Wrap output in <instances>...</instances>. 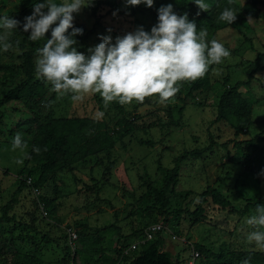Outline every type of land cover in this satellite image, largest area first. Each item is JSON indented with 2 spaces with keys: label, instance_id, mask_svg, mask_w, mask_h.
Segmentation results:
<instances>
[{
  "label": "rangeland",
  "instance_id": "rangeland-1",
  "mask_svg": "<svg viewBox=\"0 0 264 264\" xmlns=\"http://www.w3.org/2000/svg\"><path fill=\"white\" fill-rule=\"evenodd\" d=\"M190 1L154 0L149 7L143 3L126 5L124 0H91L88 6L73 14V26L83 29L75 37V46L86 52L99 43L100 34L114 38L139 26L150 30L156 23L158 7L172 3L176 12ZM207 2L209 8L206 11L195 4L189 11L177 14L186 12L198 30L200 27L207 29L208 40H219L230 49L231 55L219 64L209 65L200 77L208 79V87L191 97H186V93L194 80H183L177 82L179 91L167 103L153 94L142 101L121 104L113 100L105 106L98 92L84 93L82 99H72L70 93L59 96L49 83L35 74V79L43 83L42 97L36 100L23 98L1 108L5 125L0 126V208L10 200L18 186L21 188L9 212V216H15V221L5 223L0 220V264H71L67 230L91 234L113 222L119 225L123 234H136L148 224L161 223L163 250L172 259L177 258L178 264H199L198 257L193 261L191 256L195 244L224 253L264 250L246 239L254 230V226L246 223L247 217L254 214L253 209L239 216L207 202L203 206V217L198 219L186 213H172L179 209L192 211L198 195L207 186L217 189L235 209L243 208L248 199L255 201L264 197V169L259 173L246 171L233 157L232 143L226 149L216 145L211 153H204L197 159L187 158L178 164L174 193L169 196L166 210L171 214L167 221L163 222L165 215L156 213L154 199L143 197L146 184L157 183L161 177L158 163L173 167L176 157L183 151L207 145L209 132L217 144L233 139L229 122L211 123L216 116L218 96L224 89L223 78H229L228 85L246 80L247 74L255 68L257 54L264 53V0ZM224 7L238 11L231 24L219 18ZM31 11L32 0H7L0 14L25 17ZM8 41L11 47L0 51V97L23 79L20 65L26 47L20 26L11 31ZM260 64H264V58ZM249 88L254 101L253 124L249 135H240L238 140L258 135L257 146L264 155V72L255 74ZM245 90L242 88L243 92ZM181 106L184 109L179 114ZM98 110L103 111L102 118L96 116ZM122 111L127 118L134 114L139 118L132 133L117 139L111 151L88 157L74 164L71 170L56 172L39 194L22 185L26 171L23 174L20 171L31 165L34 156H30L29 142L23 150L12 148V139L7 135L9 130L22 133L27 140L34 137L40 140L38 126L45 123L48 116L87 118L113 126ZM25 152L27 156H24ZM17 158H22L23 163H17Z\"/></svg>",
  "mask_w": 264,
  "mask_h": 264
},
{
  "label": "trees",
  "instance_id": "trees-1",
  "mask_svg": "<svg viewBox=\"0 0 264 264\" xmlns=\"http://www.w3.org/2000/svg\"><path fill=\"white\" fill-rule=\"evenodd\" d=\"M7 5V0H0V10ZM195 3L190 1L182 6L179 11H189ZM11 15L21 23L20 32L23 36L26 49L23 51L22 63L20 65L23 79L15 86L9 87L8 90L0 97V126L5 125L4 112L2 107L12 102L19 101L23 98L36 100L43 95V83L35 79V64L34 57L37 56L36 49L42 47L43 44L39 41H30L28 32L22 30L24 17H19L13 13ZM50 36V30L47 37ZM261 58H264V53L257 54L254 64L255 68L247 74L246 80L235 82L233 85H228L229 78H223L224 89L218 96L216 105V116L211 123L229 122V127L233 130V139L217 144L212 133H208V143L201 148H194L180 153L176 159L174 166L167 168L158 163V170L161 177L157 183L148 182L143 197L153 198L155 201V211L159 215H165L164 221L168 220L171 214L166 213L169 207V196L174 193L173 187L177 180L178 164L187 158H200L204 153H211L214 146H220L226 149L229 143L233 144L234 156L238 163L243 166L246 171L259 173L264 169V155L258 148L257 142L260 140L258 135L249 139L238 140L240 135L248 136L250 128L253 124V94L250 90V84L255 79L257 72H264V64H260ZM209 81L207 78H197L190 82L186 97H191L195 92L207 88ZM242 88H246L243 92ZM159 100H161L158 97ZM162 101V100H161ZM166 101H163L167 103ZM184 106L178 109L181 114ZM115 120L113 126L107 125L103 121H96L87 118L71 117V118H53L47 117V121L38 126L40 140L32 138L25 142L31 145L30 156L31 165H27L20 171H26L25 178L29 177L32 186L37 189L43 188L45 183L50 180V177L58 171L73 168V165L84 161L86 158L109 152L113 149L117 139H121L132 133L136 127V119L139 115L134 114L131 118H127L124 112ZM171 117V114H169ZM174 122L170 120V125ZM16 133L9 130L7 135L10 139ZM264 139V138H262ZM149 144V142H143ZM33 145L39 146L40 151L34 152ZM28 163V162H27ZM23 186H27L25 181ZM28 187V186H27ZM20 186L12 194L10 200L0 208V220L5 223L15 221V216H9V212L15 203V195L19 192ZM211 202L213 205L228 209V212L244 216L250 209L255 210L257 203L264 204V197H259L255 201L246 200L245 205L241 209H235L231 202L224 197L217 189L207 186L199 195L198 202L195 208L190 211L187 209L174 210L172 213L180 215L186 213L190 217L196 219L203 217L205 211L204 205ZM153 224V223H152ZM150 225V224H148ZM146 225L145 227H147ZM144 228L134 234H123L119 225L116 222L109 224L103 229L94 233L77 234V239L74 242V248L69 246L67 252L71 255L69 260L71 264H115L116 257L120 251L129 245L131 242L139 239ZM44 239L46 237H43ZM48 242V241H47ZM195 251L198 253L199 264H240L244 258H249L251 264H264V250H239L224 252H214L200 244H195ZM138 253V254H137ZM125 257L122 264H178L177 258L172 259L171 255L163 250V238L161 232L157 233V237L146 242L139 252ZM137 254V255H136Z\"/></svg>",
  "mask_w": 264,
  "mask_h": 264
},
{
  "label": "clouds",
  "instance_id": "clouds-1",
  "mask_svg": "<svg viewBox=\"0 0 264 264\" xmlns=\"http://www.w3.org/2000/svg\"><path fill=\"white\" fill-rule=\"evenodd\" d=\"M124 2L150 7L154 0ZM193 2L200 10L209 8L207 0ZM90 3L91 0H32V11L23 19L22 30L28 32V39L43 41V46L36 49V75L59 96L70 93L72 99H82L84 93L98 92L105 106L113 100L121 104L142 101L153 94L166 101L179 91L178 81L202 77L211 63L219 64L231 55L219 40H208L207 29L198 30L186 12L177 14L172 3L157 8V20L150 30L139 26L114 38L100 34L99 43L86 52L79 51L75 37L83 29L73 26V14ZM237 12L233 7H224L219 18L231 24ZM20 23L11 15L0 14V51L11 47L8 35ZM49 29L50 36L46 38ZM103 115L101 110L96 112L98 118ZM11 144L13 149L23 150L26 142L22 133L17 132ZM32 150L38 153L40 148L33 145ZM17 163H23V159L17 158ZM246 223L254 226L246 239L264 249V204L255 205ZM240 264L251 261L244 258Z\"/></svg>",
  "mask_w": 264,
  "mask_h": 264
},
{
  "label": "built area",
  "instance_id": "built-area-1",
  "mask_svg": "<svg viewBox=\"0 0 264 264\" xmlns=\"http://www.w3.org/2000/svg\"><path fill=\"white\" fill-rule=\"evenodd\" d=\"M24 181L26 185L31 189V191L34 194H39L40 190L37 188H34L31 184V179L29 177L24 178ZM164 230L163 225L161 223H153L148 225L144 228L142 235L139 239L131 242L129 245H127L125 248H123L119 255L116 257V263L115 264H122V261L125 257H128L132 254H135L140 251L141 246H143L146 242L151 241L157 237L158 232H162ZM68 240L70 243L71 248H74V242L77 239V234L74 230L68 229L67 230ZM172 239L176 240L177 238L175 236L171 237ZM193 248V247H192ZM164 249V247H163ZM192 260L194 261L198 257V253L195 251V249H192L191 252Z\"/></svg>",
  "mask_w": 264,
  "mask_h": 264
}]
</instances>
